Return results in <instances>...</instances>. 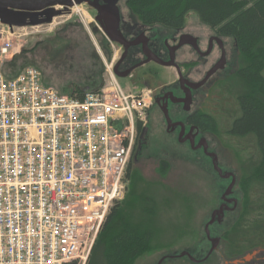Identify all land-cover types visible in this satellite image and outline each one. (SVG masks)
I'll list each match as a JSON object with an SVG mask.
<instances>
[{
    "label": "built area",
    "instance_id": "built-area-1",
    "mask_svg": "<svg viewBox=\"0 0 264 264\" xmlns=\"http://www.w3.org/2000/svg\"><path fill=\"white\" fill-rule=\"evenodd\" d=\"M75 6L82 22L90 16ZM0 19V264H86L112 206L125 197L146 89L124 88L106 67L105 83L84 98L24 68L8 78L23 31ZM52 27V28H51Z\"/></svg>",
    "mask_w": 264,
    "mask_h": 264
},
{
    "label": "trees",
    "instance_id": "trees-1",
    "mask_svg": "<svg viewBox=\"0 0 264 264\" xmlns=\"http://www.w3.org/2000/svg\"><path fill=\"white\" fill-rule=\"evenodd\" d=\"M127 5L141 24H159L173 29L185 26L188 13L195 11L201 21L217 33L232 37L237 51L244 57V64L216 86L225 114H222L223 119L218 120L210 114L202 127L217 135L222 133L230 141V147L234 142V148L250 151L253 155L252 160L251 157L247 160L246 175L240 178L242 209L220 236L226 246V256L235 260L254 251L264 252V0H127ZM68 49L65 53L58 52L53 59L64 62ZM104 49L109 53L107 48ZM29 53L24 51L21 64L16 55L6 63L4 72L8 78L17 76L28 66L38 68L25 56ZM94 53L92 57L97 59ZM104 73L102 69L99 78L91 84L72 83L64 94L82 99L87 92L99 91L105 83ZM141 130L142 124H139L138 134ZM136 151L137 144L126 176L132 185L138 177L135 169L132 170ZM161 162L162 172H165L169 163ZM157 186L154 190L133 188L128 200L112 206L87 264H134L156 241L163 226H168L165 220L172 207L170 193L162 187L157 190ZM178 253L165 251L163 255ZM182 261L197 264L188 257L167 259L163 264H182Z\"/></svg>",
    "mask_w": 264,
    "mask_h": 264
},
{
    "label": "rangeland",
    "instance_id": "rangeland-1",
    "mask_svg": "<svg viewBox=\"0 0 264 264\" xmlns=\"http://www.w3.org/2000/svg\"><path fill=\"white\" fill-rule=\"evenodd\" d=\"M119 6L123 14L131 15L127 0H120ZM80 8L90 15L86 19V23H83L75 12L74 14L70 12L55 19V31L68 24H82L84 28H87L92 16H94L93 9L86 5ZM185 25L188 32L209 33L213 29L202 22L195 11L188 13ZM78 27H73L70 32L78 38L80 48H69L67 50L68 54L65 55L67 59L65 58L64 62L59 58H51L46 48H44L46 46L44 43L48 36L54 33L47 31L50 30V27H45L46 31L40 33L34 32L33 29L24 30V35L16 42L20 48L16 55L19 57V63L21 64L22 62L24 51H30L31 53L25 54V56L33 60L41 70L44 82L62 93L72 83L84 85L95 82L99 78V73L102 69L105 71L106 67L111 65L113 67L114 62H112V59L118 53V48H115L114 56L109 57L105 49L101 48L99 37L91 30L90 26L87 29L89 30L88 37L90 42L86 34L81 33ZM154 27L161 30H174L159 24ZM209 28L211 31H209ZM224 40L228 49L227 66L223 72L221 71L222 75L217 74L214 76L213 81L226 80L229 74L234 73L235 69L242 66L245 62L244 57L236 49L234 39L232 37H224ZM93 46L96 47L92 48ZM94 52L98 57L97 59L92 57ZM233 80L237 82L235 78ZM120 83L124 88L127 87L128 90L133 89L130 87L131 82L129 79H120ZM135 90L139 89H134L133 91ZM211 102V114L216 118L218 117V120H222V116L225 114L222 111L223 105L220 102L217 90H215ZM155 115L151 118L153 129L149 133L146 142L143 143L141 152L133 164V168L138 175L135 179L136 183L131 184L130 187L126 186L125 197L122 201H126L132 196L133 188L135 190L139 187L154 190V186L158 185L157 187L159 188H156L157 190H161L162 187L170 193L172 207L169 209V216L165 220L168 226L162 225V233L160 234L161 231L159 232L158 240L156 238V241L145 250L134 264H156L164 256L165 251L181 253L184 250H192L197 254V257L200 255L205 257L211 248V242L205 232V225L209 222L213 211L219 205L222 194L228 188L230 181L218 176L203 152L192 149L187 143H180L176 133L168 134L161 120ZM206 137L210 149L218 153L220 165L227 170L233 169L237 171L239 177L233 189V192L240 199L237 208L232 212H228L221 223L210 226L211 235L213 237L218 235L219 237L224 230L233 224L242 209V192L239 183L240 178H243L247 172H243L241 168L247 169L245 166L246 162L253 155L250 154V151L246 152L240 148H234V142L231 143V148L230 141L222 133L217 135L209 131ZM161 161L169 163V168L165 172H162L163 163ZM253 253H249L246 256ZM245 257L235 260L228 259L225 243L221 240L219 247L207 260L206 264H261L264 261V252H258L249 261H244ZM187 263V261H182V264Z\"/></svg>",
    "mask_w": 264,
    "mask_h": 264
},
{
    "label": "flooded vegetation",
    "instance_id": "flooded-vegetation-1",
    "mask_svg": "<svg viewBox=\"0 0 264 264\" xmlns=\"http://www.w3.org/2000/svg\"><path fill=\"white\" fill-rule=\"evenodd\" d=\"M104 2V0H100V4L103 5ZM119 9L120 30L122 33L121 42L112 41L107 37L100 23L96 20V10H93L94 16H92L89 26L96 36L99 37L101 48H107L108 54L111 57L114 56L115 48H118V53L111 59L114 62V72L125 76L119 78L129 79L131 86H128L134 89H146L149 91L151 98L150 106L147 110L145 121L142 124V130L137 137V151L134 156V163L141 152L143 143L146 142L149 133L153 129L151 118L155 114L163 123L165 131L168 134H177V139L180 143H187L192 148L189 139L183 142L180 141L185 140L189 136L194 138L195 146L203 138L208 142L206 134L209 131L204 129L202 124L204 125V123L208 122L206 120H208L211 114L210 104L217 89L216 86L221 81H213V78L217 74L222 75L225 69L218 70L202 86L196 88L193 86L204 81L211 69L224 57L227 62L228 49L224 36L217 33L215 29L211 31L210 28L209 31L211 32L209 33L188 32L186 31V25L170 31L156 29L154 25L147 26L141 24L132 13L131 15L123 14L120 6ZM75 26H79L78 28H80L81 33H85L90 42L88 37L89 30H87L89 26L87 28H84L82 24L62 26L57 31H52L54 33L48 36V39L44 43L46 45L44 48H46L51 58L57 57L58 52L65 53L66 48H80L78 38L70 32ZM182 41L184 43L181 45ZM95 47L93 46L92 48ZM147 48L154 54H150L149 57L145 55L144 50ZM93 55L96 56L95 53ZM154 55L164 62H170L172 57H174L175 65L165 66L155 61ZM180 99H185L186 102H181ZM188 106L190 109L186 110ZM167 112L171 119V125L168 124ZM195 150L201 151L206 155L203 147ZM208 150L209 152H215L210 149V145ZM206 156L215 171L212 158L208 155ZM218 164L223 171L233 172L236 175L237 184L239 179L237 171L233 169L227 170L221 166L219 156ZM245 166L248 170V162H246ZM241 169L243 172H247L245 168ZM218 176L220 177L219 174ZM228 180L231 183L232 178ZM127 184L130 187L131 179L129 177H127ZM234 199H237L239 204L240 199L233 192L227 196V200L221 198L216 208L220 207L225 201L226 216L228 212H232L230 208H233L235 205ZM219 223L221 222L216 221L212 226Z\"/></svg>",
    "mask_w": 264,
    "mask_h": 264
},
{
    "label": "water",
    "instance_id": "water-1",
    "mask_svg": "<svg viewBox=\"0 0 264 264\" xmlns=\"http://www.w3.org/2000/svg\"><path fill=\"white\" fill-rule=\"evenodd\" d=\"M104 4H100V0H0V19L2 23L9 25L10 27H26V26H37L43 24H50L53 20L71 11V8L75 5H86L90 9L97 11L96 20L100 23V26L107 37L112 41L121 42L122 33L120 30V9L118 3L120 0H104ZM189 36V35H185ZM222 41V40H221ZM184 43L183 41L181 42ZM130 44V43H129ZM145 55L148 57L150 54H154L149 48L144 50ZM154 60L165 65L174 66V57L170 62H164L158 56L154 55ZM226 58L224 57L216 66H214L208 73L204 81L194 85L193 87L202 86L213 74H215L220 69H225ZM118 77H125L124 75L116 73ZM181 102H186L185 99H180ZM189 106L186 110H189ZM167 114L168 124L171 125V119ZM174 125V124H173ZM190 140L193 149L204 148L206 155L212 158V162L215 171L223 179L232 178L231 183L222 195V199L227 200V196L233 193V189L236 184V175L233 172L223 171V169L218 164V154L215 152H209V144L206 139H202L200 143L195 146V140L193 137L189 136L185 140H180L181 142ZM235 200V205L230 208L234 211L238 206V200ZM226 202L215 209L212 213L211 219L205 225V232L207 238L211 242V248L208 253L203 258H197L188 250H184L178 254H167L163 256L156 264H163L167 259L183 258L188 257L191 261L195 263H202L207 261L211 255L217 250L221 242L220 237H213L211 235L210 226L216 221L222 222L225 217L226 209L224 206ZM259 251L254 252L252 255H248L244 258V261L251 260L254 255Z\"/></svg>",
    "mask_w": 264,
    "mask_h": 264
},
{
    "label": "crops",
    "instance_id": "crops-1",
    "mask_svg": "<svg viewBox=\"0 0 264 264\" xmlns=\"http://www.w3.org/2000/svg\"><path fill=\"white\" fill-rule=\"evenodd\" d=\"M127 88V87H126Z\"/></svg>",
    "mask_w": 264,
    "mask_h": 264
}]
</instances>
